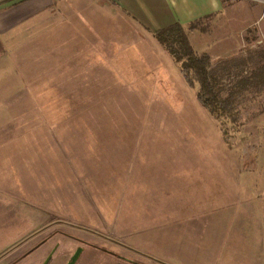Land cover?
<instances>
[{
    "label": "rangeland",
    "instance_id": "rangeland-1",
    "mask_svg": "<svg viewBox=\"0 0 264 264\" xmlns=\"http://www.w3.org/2000/svg\"><path fill=\"white\" fill-rule=\"evenodd\" d=\"M226 1L230 5L223 20L202 37L213 45L208 50L212 59L264 47V1ZM64 3L50 14L42 13L37 25L26 28L0 62V185L8 195L0 194V264H40L56 244L48 264H66L78 243L62 231L90 236L65 225L76 220L66 216V206L96 212L100 196L109 195L103 201L118 211H136L135 198L127 194L130 178L125 179L126 186L118 185V176L125 175V165L118 161L139 142L142 145L130 158L183 160L177 165L147 166L152 172L149 169L146 183L159 181L164 168L174 175L177 168L185 175L174 177L177 185L193 180L200 187L199 193L195 191L199 196L183 199L185 220L201 215L194 222L210 227L205 218L215 216L210 207L227 204L255 206L264 214V91L247 103L240 123L221 126L199 103L196 91L156 37L147 33L144 42L135 43L120 30L116 7L106 0L99 5L89 0L88 9ZM209 24L213 22L202 21L200 26ZM195 33L190 32L191 38L200 52ZM49 192L53 200L54 195H67L59 202L63 210L55 212L59 215L55 217L63 218L56 227L62 231L37 248L53 229L49 216L41 214V223L36 224L32 210L15 200L23 199L22 194L26 203V199L43 201ZM81 192L90 200L79 199ZM212 192L218 195L209 197ZM180 199L170 196L167 203ZM244 211L235 213L241 216L239 221L244 220ZM26 252L30 253L21 258ZM120 253L130 254L127 249ZM136 258L142 264L143 258ZM117 262V256L86 247L74 264Z\"/></svg>",
    "mask_w": 264,
    "mask_h": 264
},
{
    "label": "crops",
    "instance_id": "crops-1",
    "mask_svg": "<svg viewBox=\"0 0 264 264\" xmlns=\"http://www.w3.org/2000/svg\"><path fill=\"white\" fill-rule=\"evenodd\" d=\"M63 1L69 5L82 7L85 5L87 9L90 6V4L88 5L89 0H77V2L68 0H0V62L8 53L10 45L24 36L26 28L31 25L34 28L42 13L50 14V10L55 9L56 5ZM92 1L98 5L105 2V0ZM106 3L116 7L115 15L121 23L120 30L127 34V37L135 38L136 41L133 40L135 43L141 44L147 35L155 37L154 33L157 29L179 22L188 31L193 46L190 32H198L194 36L202 48L200 52L207 53L213 45L202 37L210 34L216 23L223 20L221 15L230 5L226 0H106ZM107 17L111 18L112 16ZM220 18L221 20H219ZM196 21L199 22L196 24L197 26L193 27L191 24ZM202 21L213 22L214 25L209 24L208 27H201ZM133 41L130 42L133 43ZM194 48L196 49L195 46ZM220 56L223 55L215 57ZM138 144V146H134V151L130 152L127 158L121 162L118 161L121 166L125 165V175L118 176L120 182L118 185L119 187L126 186L123 183L126 178H130L129 193L127 194L129 197L135 198L132 199V207L135 206L136 211L132 209H129L128 212L118 211L113 204L103 201L108 195L100 196L102 204L100 210L96 212L87 211L82 207L70 209L63 204L68 212L66 215L68 218L74 215L72 216L76 219L74 222L108 232L117 240L119 253L121 249H127L130 258L135 262L137 255L142 257L143 259L140 261L142 264H264L263 212L257 211L259 209L255 206L235 208L233 205L227 204L212 209L210 207L211 213H215L214 217L205 215L206 219L208 217L210 227L201 225L200 222H194V220L202 219L201 215L190 216L189 220H185L183 199L186 196H199L197 193H199L200 187L196 186L193 180H188L190 183L185 181L177 185V180L173 181L174 177L185 178V175L179 173L177 168H175V175L164 168L159 181L146 183L150 178V174H148L150 168L147 166L153 168L157 165L168 166L174 165V163L177 165L183 160L163 156L130 158L136 154L135 150H139L142 145L140 142ZM0 146L2 145L0 144ZM114 171L117 172L116 167H114ZM168 182H172L173 186L168 187ZM4 188L6 187L0 185V194L8 196L7 189ZM64 188L67 189V187ZM65 194L64 192L54 195L53 200V194L49 192L42 196L43 201L26 199L27 203L24 201V195L19 194L23 199L15 201H17V205L32 210L30 214H32V221H35L36 224L41 223V214H48V224L55 226L56 223L63 221L61 214V218L55 217H59L55 212L63 210L61 204L64 202L62 198L67 197ZM177 195L182 198L181 201L169 205L167 200L170 196ZM217 195L212 192V195L209 193L208 196ZM153 196L159 197L157 201L154 200L156 198L153 199ZM88 198L86 193L81 192L79 199H84L87 202L90 200ZM59 202H61L60 205ZM25 204L28 205L25 206ZM199 210L198 207L197 211ZM240 210H245L243 213L246 215L242 217L244 220L239 221L238 217L241 216H236L235 213ZM200 227L209 228L210 232ZM105 242L107 241L105 240ZM135 262L133 264H137Z\"/></svg>",
    "mask_w": 264,
    "mask_h": 264
},
{
    "label": "trees",
    "instance_id": "trees-1",
    "mask_svg": "<svg viewBox=\"0 0 264 264\" xmlns=\"http://www.w3.org/2000/svg\"><path fill=\"white\" fill-rule=\"evenodd\" d=\"M199 21L193 22V27ZM155 37L179 66L182 77L196 91L199 103L219 125H237L242 110L264 91V47L212 59L198 52L188 31L174 22L155 31Z\"/></svg>",
    "mask_w": 264,
    "mask_h": 264
},
{
    "label": "flooded vegetation",
    "instance_id": "flooded-vegetation-1",
    "mask_svg": "<svg viewBox=\"0 0 264 264\" xmlns=\"http://www.w3.org/2000/svg\"><path fill=\"white\" fill-rule=\"evenodd\" d=\"M58 223H56L57 225H55V226L54 225H48L50 228H53V229L55 228V229L54 230L52 229V231H50L48 233V235L45 238L42 239V242L36 246L37 248H39L40 246H42L45 243V240L47 238H50L54 233L57 234L58 231H62L59 228L56 229V227L58 225H60ZM64 223H66L65 225H67V226L68 225H71L74 228L80 230L81 232H83V233H85L87 235H90L89 237L84 236L82 238V237H77L76 235H72V234H70L68 232L62 231L63 232V235L65 237H67V238H69L71 240H74V241H76L78 243V245L76 246L77 247L76 250L81 249L80 255L82 254V252H84V250L86 249V247H91L94 250L97 248V250H103V251H105L107 253L112 254L113 256H117V258H118L117 264H122V263L119 262L120 260H122L123 262H126L128 264H133L135 262V260H132L130 258V256H125L123 254H120L114 248L107 247L106 244L104 243V241L106 240L107 242L111 243L112 245L118 246V244H117L118 242H117V240L115 238H113V237H105V235L102 232H100V230L95 229V228H91V227H88V226H85V225H80V224H77V223H74V222H64ZM48 226H46V227H48ZM58 246L59 245L56 244V246L51 251H49V253L47 254V256L42 260V262L40 264H42L50 254H52V256L50 258V260H51L52 257H53V255H54V253L56 252ZM36 247L33 249V251L37 249ZM76 250H74V251L72 250L73 252H72L71 256L76 252ZM29 253L30 252L24 253L23 255H21V258L27 256ZM71 256H70V258H71ZM50 260H49V262H50Z\"/></svg>",
    "mask_w": 264,
    "mask_h": 264
},
{
    "label": "water",
    "instance_id": "water-1",
    "mask_svg": "<svg viewBox=\"0 0 264 264\" xmlns=\"http://www.w3.org/2000/svg\"><path fill=\"white\" fill-rule=\"evenodd\" d=\"M81 253V249L76 250V252L71 256L70 260L67 262V264H74L77 262L79 256ZM52 254H50L46 260L42 264H47L51 258Z\"/></svg>",
    "mask_w": 264,
    "mask_h": 264
},
{
    "label": "built area",
    "instance_id": "built-area-1",
    "mask_svg": "<svg viewBox=\"0 0 264 264\" xmlns=\"http://www.w3.org/2000/svg\"><path fill=\"white\" fill-rule=\"evenodd\" d=\"M264 1V0H263Z\"/></svg>",
    "mask_w": 264,
    "mask_h": 264
}]
</instances>
